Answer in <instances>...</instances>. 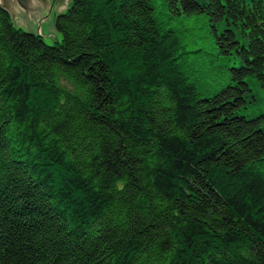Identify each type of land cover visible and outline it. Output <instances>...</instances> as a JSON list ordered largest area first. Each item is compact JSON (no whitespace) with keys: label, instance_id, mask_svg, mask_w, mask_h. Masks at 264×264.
Here are the masks:
<instances>
[{"label":"trees","instance_id":"1","mask_svg":"<svg viewBox=\"0 0 264 264\" xmlns=\"http://www.w3.org/2000/svg\"><path fill=\"white\" fill-rule=\"evenodd\" d=\"M54 26L0 4V264H264V0H70Z\"/></svg>","mask_w":264,"mask_h":264},{"label":"rangeland","instance_id":"2","mask_svg":"<svg viewBox=\"0 0 264 264\" xmlns=\"http://www.w3.org/2000/svg\"><path fill=\"white\" fill-rule=\"evenodd\" d=\"M68 3L63 4L59 7H56L48 11V19H46L43 6L37 2L38 12L35 16H32L27 13H19L11 16V21L16 28H20L24 31H29L35 34L40 35L48 45H55L57 42H61V34L55 29L54 19L58 14H62L66 11V8L69 5ZM12 12V11H10ZM223 67L224 70L229 71L235 66H241V62L236 58L231 59H222L218 61ZM65 83V82H64ZM63 83V84H64ZM66 84V83H65ZM255 96L257 100L252 99L249 104V109L247 110V115L251 118L258 115L257 105L264 107V92H260L254 86Z\"/></svg>","mask_w":264,"mask_h":264},{"label":"water","instance_id":"3","mask_svg":"<svg viewBox=\"0 0 264 264\" xmlns=\"http://www.w3.org/2000/svg\"><path fill=\"white\" fill-rule=\"evenodd\" d=\"M37 2L43 6L46 19H48L49 10L68 3V0H0L1 6L8 11L11 16L22 12L35 16L38 12Z\"/></svg>","mask_w":264,"mask_h":264}]
</instances>
